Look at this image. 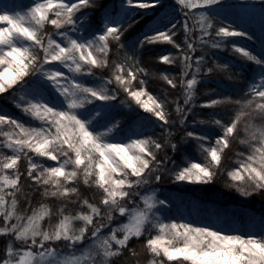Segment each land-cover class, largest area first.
<instances>
[{
    "label": "snow or ice",
    "instance_id": "snow-or-ice-1",
    "mask_svg": "<svg viewBox=\"0 0 264 264\" xmlns=\"http://www.w3.org/2000/svg\"><path fill=\"white\" fill-rule=\"evenodd\" d=\"M218 178L264 204V0H0V264H264Z\"/></svg>",
    "mask_w": 264,
    "mask_h": 264
},
{
    "label": "trees",
    "instance_id": "trees-1",
    "mask_svg": "<svg viewBox=\"0 0 264 264\" xmlns=\"http://www.w3.org/2000/svg\"><path fill=\"white\" fill-rule=\"evenodd\" d=\"M101 2L105 6H111L113 4L118 6L120 0H101ZM239 42L240 41H238V43ZM248 46L252 47L250 43ZM217 56L221 61H227L236 68L240 67V62L227 51L217 53ZM144 61L145 66L149 68L150 73L156 68L161 67L156 61L149 60L147 56L144 58ZM159 86V80L153 79L150 84L152 90L155 91ZM190 151L195 154V149H191ZM185 193L186 195H189V198H186V200L195 201L210 208L216 207L229 209L230 211L235 210L238 214V218H240L241 214L244 219H247L248 217H258L261 211L264 210V204H262L259 197L245 203L244 199L239 197L233 190L227 188L223 179L220 178H218L217 182L212 186H205L202 188L189 186V188L185 189Z\"/></svg>",
    "mask_w": 264,
    "mask_h": 264
},
{
    "label": "rangeland",
    "instance_id": "rangeland-1",
    "mask_svg": "<svg viewBox=\"0 0 264 264\" xmlns=\"http://www.w3.org/2000/svg\"><path fill=\"white\" fill-rule=\"evenodd\" d=\"M186 198H189V195H188V194L186 195ZM248 218H249V217H248Z\"/></svg>",
    "mask_w": 264,
    "mask_h": 264
}]
</instances>
